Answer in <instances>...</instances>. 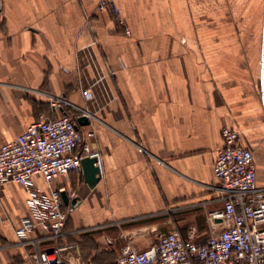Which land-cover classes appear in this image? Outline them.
Segmentation results:
<instances>
[{
	"label": "crops",
	"instance_id": "obj_1",
	"mask_svg": "<svg viewBox=\"0 0 264 264\" xmlns=\"http://www.w3.org/2000/svg\"><path fill=\"white\" fill-rule=\"evenodd\" d=\"M114 1L119 14L101 0H0V145L41 114L96 116L101 179L91 187L82 169L52 182L75 208L63 237L38 244L75 263L115 264L160 232L197 242L218 233L213 166L225 125L254 151L264 186V0ZM53 95L73 105L57 111ZM27 211L23 187L0 188V264L36 263V246L15 234Z\"/></svg>",
	"mask_w": 264,
	"mask_h": 264
},
{
	"label": "built area",
	"instance_id": "obj_2",
	"mask_svg": "<svg viewBox=\"0 0 264 264\" xmlns=\"http://www.w3.org/2000/svg\"><path fill=\"white\" fill-rule=\"evenodd\" d=\"M100 8L120 13L114 0H101ZM119 24L130 33L123 18ZM81 92L86 99L92 96L91 86H82ZM63 103L70 104L66 98L52 96L55 110L59 111ZM82 115L90 121L84 129L78 123ZM94 118L88 108L72 114L60 112L53 117L41 114L21 134L0 145V188L13 183L27 192L28 211L15 234L20 244L36 246L31 255L35 264H83L67 259L59 246L39 250L38 244L41 239L63 237L68 215L75 208L72 204L65 210L62 192L66 190L52 187V182L73 170H82L85 157L96 158L102 172ZM221 135L223 144L213 166L220 183L213 189L219 192L217 199L223 207L211 212V218L222 220L221 230L201 242L185 240L176 230L160 232L148 249L127 245L115 264H264V186L258 184L255 153L239 143L240 132L230 125L222 127ZM39 176L49 184L48 189L36 181ZM38 229L44 232L43 236L31 238Z\"/></svg>",
	"mask_w": 264,
	"mask_h": 264
},
{
	"label": "water",
	"instance_id": "obj_3",
	"mask_svg": "<svg viewBox=\"0 0 264 264\" xmlns=\"http://www.w3.org/2000/svg\"><path fill=\"white\" fill-rule=\"evenodd\" d=\"M79 122L81 124H89V118L85 115L79 117ZM97 159L92 157H85L82 159V169L84 173L85 181L94 187L101 179L100 167L96 164ZM63 198L66 203L69 202V197L66 191L62 192ZM75 200L73 201V203Z\"/></svg>",
	"mask_w": 264,
	"mask_h": 264
}]
</instances>
